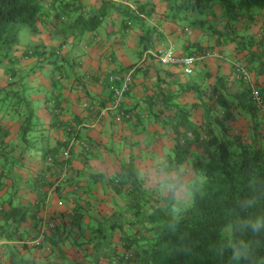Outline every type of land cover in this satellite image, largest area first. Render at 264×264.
<instances>
[{
  "label": "trees",
  "instance_id": "trees-1",
  "mask_svg": "<svg viewBox=\"0 0 264 264\" xmlns=\"http://www.w3.org/2000/svg\"><path fill=\"white\" fill-rule=\"evenodd\" d=\"M188 1L195 7L218 1L229 13L247 17L264 7V0ZM59 2L67 15L65 22L59 15V21L82 24L80 33L88 25H95L91 28L95 30L103 16L99 10H86L83 1ZM175 7L177 0L171 8ZM42 15L40 0H0V66L4 64L8 76L0 81V102L10 99L9 107L22 104L26 87V76L10 66L15 65L10 57L16 39L8 37L9 30L16 22H26L37 31ZM44 53L37 46L25 52L31 57ZM52 53L59 57L58 49ZM58 59L53 62L56 66ZM143 64L137 61L125 70L132 73L129 97L138 86ZM233 74V79L209 72L191 75L180 90L182 95L194 93L192 103L176 101L173 89L158 84L146 95L145 111L139 104L123 106L125 122H136L145 130L147 116L153 124L150 135L141 137L139 130L141 138L132 143L145 142L153 150L146 155L131 150L111 174V214H90L87 219L88 210L77 203L50 217L48 222L56 225L39 244L24 247L42 255L58 252L61 264H264V228L250 227L252 220L264 218V110L257 107L251 85L237 76V67ZM111 97L112 104V89ZM5 136L0 134L4 144ZM0 151L3 154L4 148ZM48 161L60 170L70 166L69 160L55 154ZM23 221L20 218L16 225ZM36 221L39 231L32 239L43 226L42 217ZM69 243L77 257L66 251Z\"/></svg>",
  "mask_w": 264,
  "mask_h": 264
},
{
  "label": "crops",
  "instance_id": "crops-1",
  "mask_svg": "<svg viewBox=\"0 0 264 264\" xmlns=\"http://www.w3.org/2000/svg\"><path fill=\"white\" fill-rule=\"evenodd\" d=\"M40 1L43 15L34 31L40 41L25 48L18 43L10 57L17 64L16 72L26 76L23 102L17 107L0 102V134L6 135L5 144L0 139V148H4L0 154V264H12L14 260L16 264H61L58 252L42 255L24 247L32 244V237L39 231L36 219L42 217L44 226L56 212L71 210L77 203L88 210L87 219L90 214L110 215L114 206L108 183L111 174L119 170L121 159H127L131 150L145 155L153 150L145 142L132 144L153 131L147 116L148 128L142 130L136 122L119 121L113 109L109 116L98 119L83 107L85 101L99 107L111 105L110 75L123 76L128 66L144 62L136 90L130 97L126 94L123 103L124 107L139 104L142 111L147 109L146 95L153 93L154 86L170 87L176 101L192 103L194 93L182 95L180 90L191 75L209 72L214 77L233 79L237 63L250 71L252 85L264 93V17L259 13L238 16L243 34L237 41L200 46L181 36L170 19L164 20L162 15L174 0H65L83 1L86 10H99L103 15L95 30H91L95 25H88L82 33V24L75 23L78 27H74L68 21L71 28L67 35V15L60 0ZM59 15L64 22L59 21ZM185 28L186 33L189 30ZM163 45H174L179 53L209 54L188 75L180 66L158 61L153 51ZM34 46L45 53L39 57L26 55ZM145 46L148 49L143 51ZM53 49H58L59 57ZM56 58L60 59L59 66L53 63ZM7 78L3 64L0 81ZM139 130L143 131L141 137ZM74 137L86 140L90 148L71 145ZM68 147L70 166L56 169L48 159L54 154L62 157ZM161 148L158 145L157 149ZM97 175H101L99 181ZM2 210L8 212L3 214ZM20 218L24 221L17 226ZM65 249L77 257L70 243Z\"/></svg>",
  "mask_w": 264,
  "mask_h": 264
},
{
  "label": "rangeland",
  "instance_id": "rangeland-1",
  "mask_svg": "<svg viewBox=\"0 0 264 264\" xmlns=\"http://www.w3.org/2000/svg\"><path fill=\"white\" fill-rule=\"evenodd\" d=\"M178 7L168 8L162 16L164 20L170 19V25L181 30V36L187 37L191 41L200 46L215 45L217 42L225 44L230 40L237 41L239 35L243 34L241 26H238V15L234 11L229 13V10L222 6L218 1H214L211 6L195 7L188 0H177ZM200 8V9H199ZM261 9V10H260ZM252 14L256 16L259 13L264 17V7L256 9ZM176 19L172 20L171 17ZM187 27L188 32H183V28ZM186 29V28H185ZM39 33L34 32L28 23L16 22L14 23L8 33V37H14L16 43L14 45L15 51L18 43L23 48L40 41ZM241 38V36H240ZM246 39V36H244ZM248 39V38H247ZM248 40L245 41V44ZM217 46H220L216 44ZM11 48V49H13ZM16 67V65L10 64ZM51 67L54 66L52 63ZM3 97V95H1ZM11 102L10 99L3 101L5 106ZM2 106V105H1ZM160 145V143H158Z\"/></svg>",
  "mask_w": 264,
  "mask_h": 264
},
{
  "label": "built area",
  "instance_id": "built-area-1",
  "mask_svg": "<svg viewBox=\"0 0 264 264\" xmlns=\"http://www.w3.org/2000/svg\"><path fill=\"white\" fill-rule=\"evenodd\" d=\"M187 30V28L185 29ZM59 54V53H58ZM154 56L158 59V61L164 65H174L180 66L184 72L188 75L193 74L195 68L199 61L209 53L204 52H195L192 54L179 53L174 45H163L158 47L153 51ZM237 67V76L243 79L247 85H251L253 89V98L257 103V107L264 110V100L259 91V89L252 85V77L250 71L244 67L243 65L236 64ZM132 83V73H126L121 76L119 74H112L109 76V87L113 90L114 99L113 103L110 106L99 107L95 104H90L85 101L83 103V107L89 109L91 113H93L98 119L105 118L109 116L111 109L117 112V119L119 121L123 120L124 116L128 117L126 112L123 110V103L125 99V95L127 91L130 89ZM118 84V85H117ZM80 144L83 148L89 149L90 144L83 139H78L76 137L71 141V145ZM70 145V146H71ZM70 157V147L66 148L62 152V158L64 160H68ZM56 222L51 221L45 224L40 231V235L37 238L32 240V244H39L40 241L45 237V233H47L49 228L55 227Z\"/></svg>",
  "mask_w": 264,
  "mask_h": 264
},
{
  "label": "clouds",
  "instance_id": "clouds-1",
  "mask_svg": "<svg viewBox=\"0 0 264 264\" xmlns=\"http://www.w3.org/2000/svg\"><path fill=\"white\" fill-rule=\"evenodd\" d=\"M250 227L253 231H258L261 228H264V218H256L250 222Z\"/></svg>",
  "mask_w": 264,
  "mask_h": 264
}]
</instances>
